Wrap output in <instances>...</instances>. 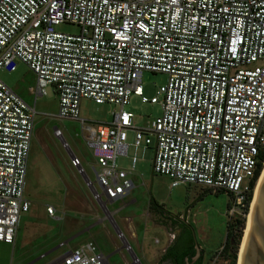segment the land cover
<instances>
[{
    "label": "built area",
    "instance_id": "2783aa9c",
    "mask_svg": "<svg viewBox=\"0 0 264 264\" xmlns=\"http://www.w3.org/2000/svg\"><path fill=\"white\" fill-rule=\"evenodd\" d=\"M62 23L78 33L56 32ZM18 64L35 76L34 103L52 87L54 118L80 123L93 180L57 128L53 136L97 204L129 195L139 159L130 156L126 169L119 161L129 147L153 143L152 173L168 178L170 189L224 191L232 200L227 216L246 218L264 166V0H0V70ZM144 72L167 77L151 98L143 94ZM131 97L160 115L134 127ZM82 99L118 111L108 123L87 122L79 117ZM35 115L0 80V243L7 245L30 207L24 186ZM45 211L60 219L53 207ZM59 258L107 264L90 243Z\"/></svg>",
    "mask_w": 264,
    "mask_h": 264
},
{
    "label": "rangeland",
    "instance_id": "374dc122",
    "mask_svg": "<svg viewBox=\"0 0 264 264\" xmlns=\"http://www.w3.org/2000/svg\"><path fill=\"white\" fill-rule=\"evenodd\" d=\"M55 30L75 35L79 28L73 24L62 23L56 26ZM0 80L26 104L34 106L36 112L24 186V198L30 203V207L27 213L20 216L14 244H0V264H48L82 240L69 242L44 256L59 245V238L64 233L66 223L69 220L77 221L78 215L86 211L87 203L100 217L103 216L100 206L93 201L83 178L70 166L68 152L62 147L61 141L53 136L54 128L61 132L68 150L80 159L83 170L90 180H93L90 168L94 166V160L83 140L80 123L54 118L57 114V96L52 87H47L46 96L38 98L34 104L31 92L35 85L34 77L26 66L18 64L13 72L1 69ZM166 81L167 77L163 74L144 72L142 74L144 96L153 97L156 90ZM127 108L134 115L133 126L136 128L145 127L147 121L160 115L158 106L141 103L138 97H131ZM117 111L112 105H97L88 99H82L79 117L87 122L108 123L111 121V114ZM132 138V132H128L127 144L132 142ZM143 146L144 144L136 152L129 147L127 158L119 161L126 169L130 167V156L135 154L139 159L134 169L135 176L131 180L139 188L140 201L144 205L152 198L171 218L182 220L186 216L185 223L196 245L208 256L219 252L225 242L227 224L240 217L227 216L228 208L232 205L231 196L224 191H211L194 186L181 185L170 189L168 178L152 173L154 144L151 143L144 149ZM63 180L70 181L72 185L66 186L65 189ZM46 206L53 207L56 215L62 220L50 219L45 211ZM105 206L111 212L120 206V203ZM244 220L246 223V218ZM105 226L106 231L110 236H114L121 246L114 228L109 222H106ZM91 236L105 255L107 237L94 232ZM216 253L203 264H210ZM215 264H228L222 251Z\"/></svg>",
    "mask_w": 264,
    "mask_h": 264
},
{
    "label": "crops",
    "instance_id": "0c3cea01",
    "mask_svg": "<svg viewBox=\"0 0 264 264\" xmlns=\"http://www.w3.org/2000/svg\"><path fill=\"white\" fill-rule=\"evenodd\" d=\"M33 77L35 84V76L33 75ZM134 176L135 174L133 173L130 178L133 179L132 177ZM63 184L65 189L66 186L72 185L70 181L65 180H63ZM137 187L138 186L134 185L129 195L122 201L106 203L109 205L120 203V206L113 209L111 212L106 209V206H100L98 204L103 213L102 217H100L87 203L86 211L78 215L77 221L69 220L66 223L64 233L59 238V245L48 253L50 254L60 246L67 245L69 242L78 239L82 240L71 249H76L89 243L93 244L96 252L101 253L104 258H108V264H133V259L138 258L141 264H176V261L178 264H190L194 259L192 262L193 264L199 257L201 258V264H203L217 252L208 256L201 247L196 245L185 223L186 216L182 220L171 218L152 198L143 205V202L139 199V188ZM56 217L58 216L56 215ZM61 220L62 218L59 220L56 219L55 221ZM106 222H109L114 228L121 242V246L118 244L116 238L110 236L106 231ZM92 232L96 234L101 233L107 237V241L105 242V255L100 251L97 243L92 239ZM125 244L128 246L125 247ZM192 246L194 247L193 250H195V253L190 261L187 259V255ZM196 248L199 251V255L197 254ZM52 261L48 264H52Z\"/></svg>",
    "mask_w": 264,
    "mask_h": 264
},
{
    "label": "water",
    "instance_id": "95a60500",
    "mask_svg": "<svg viewBox=\"0 0 264 264\" xmlns=\"http://www.w3.org/2000/svg\"><path fill=\"white\" fill-rule=\"evenodd\" d=\"M83 180L86 181V178L83 177ZM127 246L125 244V247ZM196 250L199 255L197 248ZM59 259L51 263L57 264ZM105 260L108 264V258H105ZM236 264H264V167L249 205L243 240L242 244L239 245Z\"/></svg>",
    "mask_w": 264,
    "mask_h": 264
},
{
    "label": "trees",
    "instance_id": "16d2710c",
    "mask_svg": "<svg viewBox=\"0 0 264 264\" xmlns=\"http://www.w3.org/2000/svg\"><path fill=\"white\" fill-rule=\"evenodd\" d=\"M263 159V158H262ZM253 186V185H252ZM252 199V194L248 195L244 213L247 212L248 203ZM245 226L244 218H237L233 223L226 226V237L222 247L223 256L228 260V264H236L237 253L242 238V232ZM193 253L191 252V259ZM198 264H201L200 262Z\"/></svg>",
    "mask_w": 264,
    "mask_h": 264
},
{
    "label": "flooded vegetation",
    "instance_id": "af4514ba",
    "mask_svg": "<svg viewBox=\"0 0 264 264\" xmlns=\"http://www.w3.org/2000/svg\"><path fill=\"white\" fill-rule=\"evenodd\" d=\"M193 248H194L193 246L190 248V250L188 251V255H187V259L190 260V261H191L193 255H194V253H195V250H193ZM191 252L193 253V255H192L191 259H190L189 257L191 256ZM190 261H188V262H190ZM199 262L201 263V258L200 257L193 264H198ZM175 263L178 264L177 261Z\"/></svg>",
    "mask_w": 264,
    "mask_h": 264
},
{
    "label": "bare ground",
    "instance_id": "6f19581e",
    "mask_svg": "<svg viewBox=\"0 0 264 264\" xmlns=\"http://www.w3.org/2000/svg\"><path fill=\"white\" fill-rule=\"evenodd\" d=\"M264 167V166H263ZM263 170V169H262ZM261 175V174H260ZM259 180V179H258ZM258 182V181H257ZM256 185H257V183H256ZM256 187V186H255ZM247 218V217H246ZM245 229V228H244ZM243 234H244V232H243ZM242 240H243V237H242ZM242 240H241V243L240 244H242ZM240 248H241V246H240ZM240 252V251H239Z\"/></svg>",
    "mask_w": 264,
    "mask_h": 264
}]
</instances>
